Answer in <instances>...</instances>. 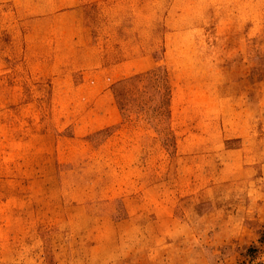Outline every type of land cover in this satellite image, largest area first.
Returning a JSON list of instances; mask_svg holds the SVG:
<instances>
[{"label": "rangeland", "instance_id": "1", "mask_svg": "<svg viewBox=\"0 0 264 264\" xmlns=\"http://www.w3.org/2000/svg\"><path fill=\"white\" fill-rule=\"evenodd\" d=\"M211 13L210 0H0V264H186L209 250L211 264H264V96H237L264 58L201 49L224 44L199 27ZM171 105L195 110L175 115L183 137L230 120L245 146H177Z\"/></svg>", "mask_w": 264, "mask_h": 264}, {"label": "crops", "instance_id": "2", "mask_svg": "<svg viewBox=\"0 0 264 264\" xmlns=\"http://www.w3.org/2000/svg\"><path fill=\"white\" fill-rule=\"evenodd\" d=\"M211 1V8L212 13L211 16L208 17L205 22L200 28L204 32H207L208 34L213 33L218 35V39H223L224 44L219 43L218 45L211 43V45L205 43L199 44V47L201 49L211 48V49H219L228 51L227 53V64L229 63H236L240 62L241 60H248L246 56L249 57L250 60H255L262 62V58H264V0H210ZM197 31L196 29L191 30V32ZM247 35H250L249 38H247ZM251 35L253 37L251 38ZM246 40L249 42L246 43ZM222 41V42H223ZM253 42V43H252ZM188 50L193 49L192 47L187 45ZM246 50H248V54L246 53ZM247 54V55H246ZM212 56L223 58L225 57V54L222 52H219L217 54H213ZM211 63H209L208 67L212 66ZM182 79V75L180 77ZM194 81L198 79H193ZM209 81H212L214 79H208ZM219 79H215L213 82L217 81ZM255 87L253 88L254 93H241L237 94L239 97H248V96H254V98H261L264 96V93L262 92V85L264 78H258L255 79ZM261 86V87H260ZM261 90V92H258L256 90ZM228 94H225L227 96ZM224 96V97H225ZM210 107L206 108H200L198 107L196 113L200 112H209ZM184 110V109H183ZM182 108L178 109L174 105L169 106V113L174 116L173 122L171 123V128L175 131V144L177 146H181L183 142H187L189 144V141H195L196 142H205V143H211L213 146L221 149V153L229 154L232 152H237L239 147L245 146V140L242 138L246 136V131H242L241 133H237V129L235 127L231 126L230 120L225 121L221 123V127L215 129H209L211 132L204 133L203 130L201 132L195 131L192 132V128L190 127L189 135L186 137H183V127L187 126L188 124L183 123H176L175 120L177 119V116L179 113L185 112V113H191L193 114L195 110L190 109L189 111H186V109L183 111ZM204 110V111H203ZM237 109L235 108H226L224 106L218 107L213 113H222L227 114L230 112H237ZM246 112V110H245ZM254 115V123L259 124L261 123V113H259V116L257 115L255 109L253 112ZM206 126L212 125L211 122H205L203 123ZM236 125V123H234ZM190 126L192 123L189 124ZM240 126V124H239ZM244 129V128H243ZM230 131V132H229ZM255 132V131H254ZM232 138H238V146L234 149H229L230 143ZM259 138V130L257 133V137H255L252 140L253 145L256 143H259V141H255V139ZM183 140V141H182ZM236 141V140H234ZM185 144V143H184ZM228 144V148H224L225 145ZM203 151V150H201ZM179 154V153H178Z\"/></svg>", "mask_w": 264, "mask_h": 264}, {"label": "clouds", "instance_id": "3", "mask_svg": "<svg viewBox=\"0 0 264 264\" xmlns=\"http://www.w3.org/2000/svg\"><path fill=\"white\" fill-rule=\"evenodd\" d=\"M214 259L213 253L209 250L201 257L200 254L193 255L191 252L188 254L186 264H211Z\"/></svg>", "mask_w": 264, "mask_h": 264}, {"label": "trees", "instance_id": "4", "mask_svg": "<svg viewBox=\"0 0 264 264\" xmlns=\"http://www.w3.org/2000/svg\"><path fill=\"white\" fill-rule=\"evenodd\" d=\"M260 243L262 246H264V233L262 234L261 238L259 239ZM258 251V249L254 246L250 247L248 249V252L247 255L250 257V259L254 258L256 256V252ZM260 264H263V263H260Z\"/></svg>", "mask_w": 264, "mask_h": 264}]
</instances>
